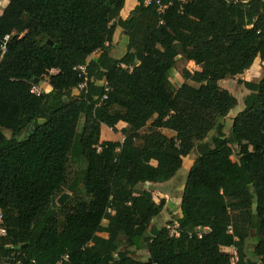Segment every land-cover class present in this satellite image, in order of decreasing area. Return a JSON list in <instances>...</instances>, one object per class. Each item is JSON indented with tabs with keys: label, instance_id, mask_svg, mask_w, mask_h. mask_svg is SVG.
<instances>
[{
	"label": "trees",
	"instance_id": "trees-1",
	"mask_svg": "<svg viewBox=\"0 0 264 264\" xmlns=\"http://www.w3.org/2000/svg\"><path fill=\"white\" fill-rule=\"evenodd\" d=\"M124 3L9 0L0 14V39L10 35L0 59V254L25 264L64 255L65 264H232L223 250L234 249L235 264H264V77L238 81L247 94L229 136L238 102L219 87L264 62V0H138L123 20ZM179 57L198 70L175 88ZM81 65L87 87L76 95ZM44 79L51 91L32 94ZM120 123L122 141H101V126ZM193 152L175 238L153 225L165 200L139 187L170 181ZM144 251L146 262L131 257Z\"/></svg>",
	"mask_w": 264,
	"mask_h": 264
},
{
	"label": "rangeland",
	"instance_id": "rangeland-1",
	"mask_svg": "<svg viewBox=\"0 0 264 264\" xmlns=\"http://www.w3.org/2000/svg\"><path fill=\"white\" fill-rule=\"evenodd\" d=\"M9 0H4L0 2V14L3 12L5 7L8 5ZM132 2H136V0H130L127 5H130ZM4 3V4H3ZM117 43L112 47L114 51H112L111 56L113 58H120L123 56L126 52V38L120 34L117 36ZM197 68H195L193 65H190L187 63V61L184 60L183 57H179L175 67L173 68L171 72V83L174 85L175 88L180 87L185 81L186 78L184 76L185 71L194 72ZM51 74H55V71H51ZM256 78H253V72L249 71L245 74L238 76L234 79H227L219 83V87L227 90L235 99L237 100L238 104L237 106L230 111L227 118L224 122V133L226 136H229V132L231 130L232 125V119L237 116L238 113H240L244 109L243 105V98L247 94V91L238 84V81H252L257 82L261 78L264 77V69L262 68L259 70L256 74ZM47 81L44 79L37 87L41 88L43 93H48L46 90L48 89L46 85ZM123 124L120 123L117 125L115 131L111 130H105L103 128V133L101 134V141H122V135L120 134V130L122 129ZM143 132H147V129L143 130ZM2 133L4 136L9 139L11 137L10 132L6 130H2ZM167 137L173 136L169 132H165ZM213 133H211V136ZM23 138V137H22ZM234 155L232 157L233 161H237V148L233 147ZM196 158V152H193L190 154L187 158L183 160V166L182 168L176 173L173 179L170 181L163 183V184H150V185H142L139 187L141 190H148L151 192L153 199L156 203H158L161 199H164L166 204L163 208V211L159 217L153 220V225L160 227H169V229H172L176 226L177 218L180 215V202H181V196L182 192L185 186V182L187 179L188 171L190 169V166L193 164L194 160ZM69 200V198L66 200V202ZM101 237H106L105 234H100ZM255 236L252 233L251 238L247 242V259L253 263L255 262V259L252 256V250L255 246ZM224 253L230 256V258H234V249H228L223 250ZM131 257L135 260H138L140 262H146L147 261V253L144 252H133L131 254Z\"/></svg>",
	"mask_w": 264,
	"mask_h": 264
},
{
	"label": "built area",
	"instance_id": "built-area-1",
	"mask_svg": "<svg viewBox=\"0 0 264 264\" xmlns=\"http://www.w3.org/2000/svg\"><path fill=\"white\" fill-rule=\"evenodd\" d=\"M151 0H144V4L145 6L150 5ZM156 4L159 6V12L162 13L164 11V9H166V6H161L159 2H156ZM10 41V35H5L0 39V59L3 57V55L6 54L7 52V47ZM74 71L79 73V77H81L82 81L80 84H78V86L75 88L74 90V94L78 95L81 93H85L86 92V87H87V77H86V66L85 65H81V66H77L73 69ZM104 87V93L107 94L110 91V88L107 86V83L103 84ZM30 92L34 95H40L42 92L41 90H39L38 88H36L35 86L31 88ZM104 100H106V95H104L97 106H99L101 104V102H103ZM169 229V227H168ZM170 232V236L172 237H179L178 232L176 231V226L173 227L172 229H169ZM6 230L4 228V222H3V215H2V211L0 209V238H3L6 236ZM19 255H14V254H10L9 256H3L2 254H0V264H25L24 261H22L21 259H17L16 257ZM68 261V256L64 255L63 257H61V259H59L58 261H56L53 264H65ZM237 262V255H236V251L234 253V258H231V263L235 264ZM51 264V263H49Z\"/></svg>",
	"mask_w": 264,
	"mask_h": 264
},
{
	"label": "crops",
	"instance_id": "crops-1",
	"mask_svg": "<svg viewBox=\"0 0 264 264\" xmlns=\"http://www.w3.org/2000/svg\"><path fill=\"white\" fill-rule=\"evenodd\" d=\"M130 0H125V3H124V7H123V9H122V11L120 12V17L123 19V20H125V19H127V17L129 16V14H130V12L138 5V0H136V2H132L130 5H127V3L129 2ZM120 32L122 33V31H121V29H119V28H117L116 29V31H115V33H114V37H113V40H112V47H114V45L117 43V36L120 34ZM112 51H114L113 49H111V51H110V53H109V55L111 56V53H112ZM99 57V53H97V54H94L92 57H91V59H97ZM112 57V56H111ZM122 57V56H121ZM120 57V58H121ZM113 58V57H112ZM120 58H114V59H116V60H118V59H120ZM187 63H189L190 65H193L195 68H197L192 62H187ZM264 69V62H261L259 59H256L255 61H254V64L252 65V67L248 70V71H246V72H249V71H252L253 72V78L255 77L256 78V74H257V72L259 71V70H261V69ZM196 70H198V68L196 69ZM195 70V71H196ZM53 72V71H52ZM56 73H57V71H55ZM245 72V73H246ZM55 73V74H56ZM244 73V74H245ZM52 75H54V74H52ZM250 82H252V81H250ZM46 85H47V87H48V89L46 90L48 93L51 91V88H50V86L46 83ZM36 88H38L39 90H42L41 88H39V87H37L36 86ZM42 92V91H41ZM103 128H105V130H108L105 126H101V133H103ZM165 132H169V131H167V130H161V133L163 134V135H166V133ZM169 133H171V132H169ZM172 134V133H171ZM173 135V134H172ZM192 166V165H191ZM190 166V167H191ZM147 185H150V184H147ZM148 191V190H147ZM181 200V199H180ZM180 216V215H179ZM159 217V216H158ZM179 218V217H178ZM225 250H228V249H225Z\"/></svg>",
	"mask_w": 264,
	"mask_h": 264
},
{
	"label": "water",
	"instance_id": "water-1",
	"mask_svg": "<svg viewBox=\"0 0 264 264\" xmlns=\"http://www.w3.org/2000/svg\"><path fill=\"white\" fill-rule=\"evenodd\" d=\"M243 1H246V0H243ZM35 82L37 83L38 81L36 80ZM68 198H69L68 195L63 194V195L58 199V203H59V205H63V204L66 202V200H67ZM145 236H146V237H149L148 234H146Z\"/></svg>",
	"mask_w": 264,
	"mask_h": 264
},
{
	"label": "bare ground",
	"instance_id": "bare-ground-1",
	"mask_svg": "<svg viewBox=\"0 0 264 264\" xmlns=\"http://www.w3.org/2000/svg\"><path fill=\"white\" fill-rule=\"evenodd\" d=\"M4 4V3H3Z\"/></svg>",
	"mask_w": 264,
	"mask_h": 264
}]
</instances>
